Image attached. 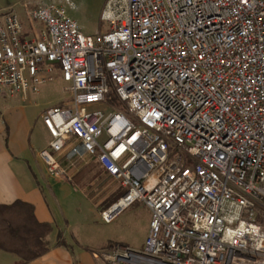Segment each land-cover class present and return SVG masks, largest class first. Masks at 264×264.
<instances>
[{
    "label": "built area",
    "instance_id": "obj_1",
    "mask_svg": "<svg viewBox=\"0 0 264 264\" xmlns=\"http://www.w3.org/2000/svg\"><path fill=\"white\" fill-rule=\"evenodd\" d=\"M28 17L24 34L0 10V95L25 101L55 69L68 83L40 113L46 171L70 181L93 159L123 188L101 221L149 211L140 248L110 242L95 263L264 264V0H105L94 35L61 6ZM109 93L128 114L90 106Z\"/></svg>",
    "mask_w": 264,
    "mask_h": 264
},
{
    "label": "rangeland",
    "instance_id": "obj_2",
    "mask_svg": "<svg viewBox=\"0 0 264 264\" xmlns=\"http://www.w3.org/2000/svg\"><path fill=\"white\" fill-rule=\"evenodd\" d=\"M104 2L105 0H0V10L12 6L23 25L22 32L29 34V30L37 29L39 25L38 21L28 17L31 9L49 4L61 6L66 14L77 22L81 32L94 35L104 28V23L98 19ZM26 26L30 28L26 29ZM50 76L49 80L39 85L38 94L34 96L39 110L52 106H67L71 98L68 83L61 79L59 71L53 70ZM90 106L105 110V113L120 111L128 114L124 105L117 101H112V107H107L104 102ZM184 157L186 164H189L188 156L184 154ZM88 173L89 182L83 185L81 181L62 182L68 190H56L60 207L69 220V225L65 228L66 238H75L93 248H102L107 242L126 243L140 248L146 232L148 209L146 210L139 201H133L119 210L110 221H101L99 210L114 200L123 188L110 176L99 173L93 165L88 166L84 174Z\"/></svg>",
    "mask_w": 264,
    "mask_h": 264
},
{
    "label": "crops",
    "instance_id": "obj_3",
    "mask_svg": "<svg viewBox=\"0 0 264 264\" xmlns=\"http://www.w3.org/2000/svg\"><path fill=\"white\" fill-rule=\"evenodd\" d=\"M37 94H27L25 101L19 94L0 95V203L15 198L28 201L33 206L35 217L51 224L46 235V251L22 264H96L90 253L95 248L75 238H66L65 228L69 220L60 207L56 190H68L62 183L67 180L50 175L37 155V150L44 147L49 139L40 120L43 110L37 109L34 98ZM99 173L107 175L102 168ZM148 219L147 210V225ZM58 234L62 243H56ZM16 260L13 252L0 249V264H14Z\"/></svg>",
    "mask_w": 264,
    "mask_h": 264
},
{
    "label": "trees",
    "instance_id": "obj_4",
    "mask_svg": "<svg viewBox=\"0 0 264 264\" xmlns=\"http://www.w3.org/2000/svg\"><path fill=\"white\" fill-rule=\"evenodd\" d=\"M109 96L110 101H115L112 93H109ZM90 165L95 166L98 172L101 171L96 161L89 160L73 174L72 180L81 181L82 185L89 182V173H84ZM122 192L120 190L116 197ZM50 230L51 224L48 221L35 217L30 202L15 198L10 202L0 203V249L13 252L17 256L14 264H22L46 251V235ZM57 238L56 243L63 242L59 239V234Z\"/></svg>",
    "mask_w": 264,
    "mask_h": 264
}]
</instances>
